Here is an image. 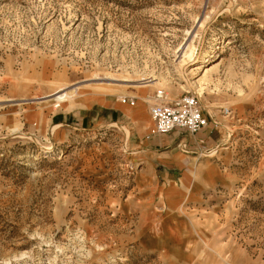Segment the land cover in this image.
I'll return each mask as SVG.
<instances>
[{
    "label": "rangeland",
    "instance_id": "obj_1",
    "mask_svg": "<svg viewBox=\"0 0 264 264\" xmlns=\"http://www.w3.org/2000/svg\"><path fill=\"white\" fill-rule=\"evenodd\" d=\"M0 264H264V0H0Z\"/></svg>",
    "mask_w": 264,
    "mask_h": 264
},
{
    "label": "built area",
    "instance_id": "obj_2",
    "mask_svg": "<svg viewBox=\"0 0 264 264\" xmlns=\"http://www.w3.org/2000/svg\"><path fill=\"white\" fill-rule=\"evenodd\" d=\"M148 111L153 122L152 132L155 134H165L176 129L195 134L208 124L199 96L188 92L168 99L164 89H159Z\"/></svg>",
    "mask_w": 264,
    "mask_h": 264
},
{
    "label": "crops",
    "instance_id": "obj_3",
    "mask_svg": "<svg viewBox=\"0 0 264 264\" xmlns=\"http://www.w3.org/2000/svg\"><path fill=\"white\" fill-rule=\"evenodd\" d=\"M216 129H217V127L214 125L213 126L208 125L207 127H204L203 129H201L200 131H198L197 133L194 134L195 138H193L192 140L190 139L189 143L192 144L193 146H196L197 140L199 142L203 143V142L209 141V138L213 139L215 132H216V134H218ZM171 132H169L170 134L165 133V134H155V135H159V136L160 135H176V134L177 135H181V134L189 135V133H187L184 130H180V129H176V130H173ZM190 135H193V134H190ZM217 137H219V135H217Z\"/></svg>",
    "mask_w": 264,
    "mask_h": 264
},
{
    "label": "bare ground",
    "instance_id": "obj_4",
    "mask_svg": "<svg viewBox=\"0 0 264 264\" xmlns=\"http://www.w3.org/2000/svg\"><path fill=\"white\" fill-rule=\"evenodd\" d=\"M194 52H195V48L193 47V45H189L187 47V49L185 50V53H184V59H189V61H191L193 59V56H194ZM207 70H205L206 72ZM204 92H203V89L200 85L199 89H198V96H203ZM65 97V96H64ZM60 101V100H59ZM126 133V132H125Z\"/></svg>",
    "mask_w": 264,
    "mask_h": 264
}]
</instances>
